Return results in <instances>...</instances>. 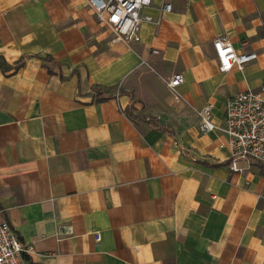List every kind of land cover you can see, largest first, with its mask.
I'll return each instance as SVG.
<instances>
[{
    "label": "crops",
    "instance_id": "1",
    "mask_svg": "<svg viewBox=\"0 0 264 264\" xmlns=\"http://www.w3.org/2000/svg\"><path fill=\"white\" fill-rule=\"evenodd\" d=\"M172 3L128 46L87 0H0V222L25 264H264V165L232 171L197 114L264 83V0ZM220 36L257 57L221 71Z\"/></svg>",
    "mask_w": 264,
    "mask_h": 264
},
{
    "label": "built area",
    "instance_id": "2",
    "mask_svg": "<svg viewBox=\"0 0 264 264\" xmlns=\"http://www.w3.org/2000/svg\"><path fill=\"white\" fill-rule=\"evenodd\" d=\"M97 20L107 26L115 36L128 46L141 40L144 23L159 26L167 12L173 9L172 0H161L159 15L144 11L153 0H87ZM213 47L221 71L233 67L242 69L246 63L257 57L256 52H238L232 42L216 37ZM154 52H159L154 48ZM185 81L182 72H175L165 79L167 87L178 97L177 88ZM199 128L203 132L221 130L228 135L230 155L228 166L232 171L248 170L255 163L264 165V83L257 88L236 92L227 99L225 118L217 124L213 115V103L207 102L197 110ZM101 238L96 233V239ZM28 251L19 234L7 221L0 222V264H25Z\"/></svg>",
    "mask_w": 264,
    "mask_h": 264
},
{
    "label": "rangeland",
    "instance_id": "3",
    "mask_svg": "<svg viewBox=\"0 0 264 264\" xmlns=\"http://www.w3.org/2000/svg\"><path fill=\"white\" fill-rule=\"evenodd\" d=\"M161 90H163L162 86H161ZM134 94L137 98H139V91H137ZM144 106L145 105L141 107L140 104L139 106H136L135 103H131V104H128V106L126 107V111L133 119L137 120L139 123H142L145 119V116L146 115L148 116V114H146L145 112L146 107ZM154 122L155 124H159V119L155 118Z\"/></svg>",
    "mask_w": 264,
    "mask_h": 264
}]
</instances>
